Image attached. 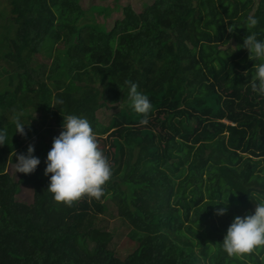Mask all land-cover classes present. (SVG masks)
<instances>
[{"label": "trees", "instance_id": "obj_1", "mask_svg": "<svg viewBox=\"0 0 264 264\" xmlns=\"http://www.w3.org/2000/svg\"><path fill=\"white\" fill-rule=\"evenodd\" d=\"M97 1L0 4V264H264V247L242 256L221 247L233 219L264 198V95L251 88L260 61L242 45L252 32L264 40V0ZM40 53L49 64L34 62ZM126 81L153 105L146 125ZM48 84L58 87L51 110ZM73 112L90 122L112 175L99 200L67 205L44 169ZM29 145L40 164L14 180L6 168ZM23 187L31 202L17 200ZM108 204L115 231L101 224Z\"/></svg>", "mask_w": 264, "mask_h": 264}, {"label": "clouds", "instance_id": "obj_2", "mask_svg": "<svg viewBox=\"0 0 264 264\" xmlns=\"http://www.w3.org/2000/svg\"><path fill=\"white\" fill-rule=\"evenodd\" d=\"M258 20L249 15L246 18L248 29L254 28ZM228 31H232L229 30ZM243 48L260 63L254 66V77L251 88L264 95V40L257 39L252 32L243 39ZM250 59V55H249ZM128 85V102L131 109L140 114L141 125L148 124V114L153 105L148 96L137 90L135 82L126 81ZM60 103V101H56ZM15 133L25 135L26 125L22 114L13 117ZM62 130L53 137L50 150L47 152L44 174L49 176L47 190L53 199L70 205L82 196L99 200L104 195L103 185L110 179L112 168L108 158L98 148L96 134L90 122L81 116L69 114L63 116ZM6 130L0 129V145L6 144ZM34 148L29 145L26 154L16 156V172L30 174L40 164L39 158L33 155ZM216 215L226 212V203H217ZM215 204V205H217ZM221 247L228 256H242L264 247V198L255 200L252 214L233 219L226 230Z\"/></svg>", "mask_w": 264, "mask_h": 264}, {"label": "rangeland", "instance_id": "obj_3", "mask_svg": "<svg viewBox=\"0 0 264 264\" xmlns=\"http://www.w3.org/2000/svg\"><path fill=\"white\" fill-rule=\"evenodd\" d=\"M0 4H3V0H0ZM127 2H129V0H119L118 1V4L119 5H123V4H126ZM95 3H98L97 0H81V4H82V7L86 8L88 7L90 4H95ZM102 4H107V5H110L112 8L115 7V5L113 6V0H107L105 2H103ZM118 14H116L115 12L112 14L111 18L108 19V23H110L116 16H118ZM98 20L101 21V17H97ZM42 53L40 54H37V55H34L33 56V60L36 64H39V63H44V64H49L50 61L48 59H44L42 58ZM120 88V87H118ZM58 90V87L57 86H54L53 84H48L47 85V88H46V97L47 99L49 100L50 102V106L48 108V110H51L52 108V94ZM90 98H93L95 95H96V91L94 90H90V91H87L86 93ZM86 94L84 92H81L80 95H78V99L81 100L80 98H86ZM73 104V103H72ZM69 106H71V102L69 104H67ZM108 114H113L115 113L114 110H109L107 111ZM73 115H77L76 113H72ZM19 148L20 149V152H24L26 151L25 147H20L18 144H15L11 150H15ZM6 172L11 176L13 177L14 180L18 179V175H19V172H16V168H15V165H13V163H9L8 167L6 168ZM17 200H21V201H26V202H31L32 200V191L31 189L29 188H26V187H23L20 191V193L16 196ZM109 206V211L111 212V217H108V219H105L101 224L104 225L108 230L110 231H115L118 227V220L116 218V215H115V210L114 208L108 204ZM57 222V221H55ZM131 245L132 243L129 241V240H123L120 244H119V250L121 249L122 251V254H128L131 250Z\"/></svg>", "mask_w": 264, "mask_h": 264}]
</instances>
